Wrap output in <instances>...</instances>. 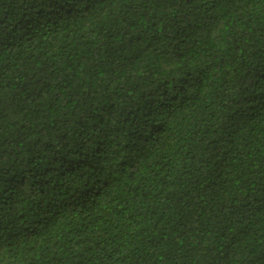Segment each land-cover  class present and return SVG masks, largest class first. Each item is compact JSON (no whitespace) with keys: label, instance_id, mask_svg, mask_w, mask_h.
I'll use <instances>...</instances> for the list:
<instances>
[{"label":"trees","instance_id":"1","mask_svg":"<svg viewBox=\"0 0 264 264\" xmlns=\"http://www.w3.org/2000/svg\"><path fill=\"white\" fill-rule=\"evenodd\" d=\"M0 264H264V0H0Z\"/></svg>","mask_w":264,"mask_h":264}]
</instances>
